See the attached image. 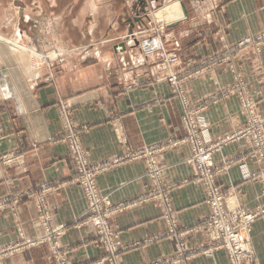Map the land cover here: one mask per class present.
Masks as SVG:
<instances>
[{
    "label": "crops",
    "instance_id": "crops-1",
    "mask_svg": "<svg viewBox=\"0 0 264 264\" xmlns=\"http://www.w3.org/2000/svg\"><path fill=\"white\" fill-rule=\"evenodd\" d=\"M25 2L32 4L28 14ZM171 2L175 3L167 10L175 11V20L168 26L183 45L182 64L175 69L183 71L188 64L199 70L188 86L192 101L206 107L202 114L209 138L218 140L246 124L239 97L226 92L237 74L245 78L247 95L257 102L264 131V46L260 53H254V47L228 50L245 36L262 34L264 0ZM15 3L22 20H33L28 33L32 37L26 42L27 31L18 27L19 39L14 42L20 43L10 47L29 51L47 46L65 55L54 81L45 83V68L33 69L23 58L16 62L2 56L11 50L7 43L0 44V65H5L0 67V155L23 156L20 164L0 160V199L6 200L0 209V242H14L18 228L27 239H42L43 215L50 226H65L66 234L58 248L40 242L18 252L7 264H59L65 251L68 264H158L175 254V237L165 235L172 223L192 250L171 264H230L224 250L209 244L204 229L210 208L203 186L193 181L181 104L162 79L163 69L155 66L156 58L142 54L138 44L128 41V35L142 24L147 1ZM12 66L25 67L29 73L21 70L20 74L18 69L15 73L9 69ZM59 98L70 102L77 122L87 126L83 143L92 161L111 162L130 151L155 148L151 159L165 171L159 185L152 186L151 160L145 154L144 158H126L98 176V186L109 194L112 205L127 206L109 221L119 238L116 254L110 255L94 229L84 223L86 198L72 180L66 145L56 142L61 130L56 109ZM252 151L240 139L224 146L213 160L222 168L218 181L229 202L255 209L264 204L260 177H243L259 167ZM165 195L169 204L161 202ZM15 198L20 202L13 204ZM252 247L264 264V215L253 226Z\"/></svg>",
    "mask_w": 264,
    "mask_h": 264
},
{
    "label": "rangeland",
    "instance_id": "rangeland-1",
    "mask_svg": "<svg viewBox=\"0 0 264 264\" xmlns=\"http://www.w3.org/2000/svg\"><path fill=\"white\" fill-rule=\"evenodd\" d=\"M5 1H6L5 3L0 2V33H1L0 34V44L7 43L9 45V50H11V51H7V52L4 51L2 56L8 57V58L9 57L13 58L16 62L17 61L21 62L22 61L21 58H23V61L28 62L29 66H31L33 69H35L39 66L45 68L47 73H46V76H44V78H43L44 82L45 83L53 82L55 79V76H56V71L60 65V62L64 58L65 51L49 50L47 46L46 47L42 46L40 49L37 48L35 50L30 49L29 51L28 50L16 51V49L14 50L13 48H11V47H16V45H17V42L15 44L14 41H16L15 39H17L16 38L17 37L16 36V29L18 27L23 28L24 30L27 31L26 32L27 34L25 35L26 36V38H25L26 42L31 40L32 35L28 34V33L32 31L33 20L32 19H30V20H27V19L22 20L21 19V17L19 16V12H18V5L15 3V0H5ZM146 1H147V10L144 11L143 16L141 17L142 24L139 25V27L135 31L131 32L128 35V41L134 42V44H138V46L141 49L142 54H144L148 57L154 56L156 58L155 60L157 62L155 66L163 69V73L161 75L163 77L162 79H164V81H167V83L169 84L170 89L172 91V94L179 100V102L181 104L182 124L184 125V128L186 130V136L184 139H188L187 128L185 126V124H186L185 123V116H192L194 118V121L200 122V120L204 118L202 113L206 108L201 103H198V102L195 103L192 101L191 91H190V88L188 86L189 80L195 74H198L199 70L196 71L194 66L188 67V64H187L183 71H177L175 69V67L182 64V56H181L179 63H177L175 65H167L166 62L164 61V59H165L164 57L158 56L157 54H147L145 52V50H143V42L146 38L158 37L162 34L161 26L164 27V33L163 34H165V36H169V39H171V40L178 39L176 37V35L174 34L173 30H171L168 26V23L170 21L175 20V17H174L175 11L169 13L167 8L171 7L172 4L175 2H171V0H170V2H168L167 0H146ZM22 5L25 7V11L27 12V14L32 11V4L25 2ZM26 16H28V15H26ZM261 33L262 34L259 33L258 35H254V36H245L241 40H239L236 43H234L233 45H231L228 50L240 52L243 49L254 47L253 48L254 53H256V52L260 53L261 49L264 46V30ZM246 38H251L252 42L250 44H247V45L240 47L239 44L243 40H245ZM178 40L180 41V39H178ZM11 41H13L14 44ZM8 42H10L12 44H10ZM28 47H30V46H28ZM117 48H118V51L121 49V47H117ZM169 49H171L170 45H169ZM182 49H183V45H182ZM181 54H182V50H181ZM4 66L0 65V67L2 69H4ZM9 69L13 70L15 73H16L17 69H18V72L20 74H23L21 72V70H24V73H29V71H27V69L25 67L24 68L23 67L15 68L14 66H12ZM164 70H168V72L166 73ZM151 74L155 75L154 72H152ZM172 74L177 75L176 76L177 77V84L173 83L172 80H170V76ZM234 78H235V81L227 86L226 92L234 93L239 97L243 111L245 110L244 106L246 104L245 102L247 101L246 99L251 100L252 102H254L257 105L256 100L253 97L251 98L250 96L247 95L246 89H248V85H247L245 78L240 74H237L236 77L234 75L233 80H234ZM38 79L41 82L42 78L38 77ZM56 109H57V113H58L59 120L61 123V130H60L58 136L56 137V142L57 143H63L66 145L67 151H68V156H69V158L72 162V165H73L72 180L76 184H78V186L82 189L84 196L86 198V201H87V209L85 212L84 223L91 226L94 229L95 234L98 237V242L111 255L110 249L100 241L101 237L103 239H105V235L102 233L101 229L95 224L96 219H98L99 217L105 218L107 220L109 230L114 233V230L111 227L110 222H109L110 217L114 214H117V212L123 210L124 207H127V206L125 204H120L119 206H117L115 208L112 205L109 194L101 192V190L98 186V176L100 174H102L103 172H105L111 166L120 163L122 160H124L126 158H129V159L130 158H132V159L144 158L142 155L150 153L149 160H148V161H150V160H152L151 159L152 156L153 157L155 156L154 152L156 151V149L155 148H146V149L142 150L141 152L140 151H137V152L130 151L125 156H121V158L118 157V158L112 160L111 162L96 163V162L92 161L91 154L83 143V136H84L85 132L87 131V126L77 122V120L75 119V116H74V110H73L72 104L63 98H59L57 103H56ZM203 122H204V120H203ZM205 127H206V124L203 127L201 125H199L198 132H201L202 130L205 131ZM200 129H202V130L200 131ZM208 131H209V129H208ZM227 135H229V134H226L225 136H227ZM238 140H240V139H234L231 142H229L228 144L234 143ZM241 140H243L244 144L246 146H248V148H251V145L247 142V141H249L248 139L242 138ZM228 144H226V145H228ZM190 148H191V146H190ZM190 150L192 152V154H191V156H192L193 150L192 149H190ZM217 152H219V151H217ZM217 152H215L213 154V158ZM254 152L255 151H252L254 156H256V158H257V162L259 165L258 168H260V160H259L257 154ZM22 157H23L22 155L16 156L14 153H10V154L0 155V160L8 162L9 164L10 163L11 164L12 163L20 164L19 158H22ZM188 163L189 164L191 163L190 159H189ZM156 164L158 167L163 168L160 164H158V163H156ZM190 165L193 166L192 163ZM217 169H218L217 170L218 172L216 174V181L219 184L218 175L222 171V168L219 167ZM256 170H254L252 173H248V174H247V172H245L243 175L244 179H257L255 177V171ZM164 172L165 171L163 170L162 173H164ZM162 173L157 177L154 174H152V169L150 168V173L148 174V176L151 178L152 186L154 185L155 187H157L159 185L160 180H161L159 177L162 175ZM259 179H260L259 182L261 181V186H262L261 196L262 195L264 196V186L262 184V183H264V181L262 182L261 178H259ZM193 181L196 184H200L198 178L195 176L194 168H193ZM93 183H94L93 188H95L98 195L100 194L99 198L102 199L98 204H95L93 198L87 192V189H88L87 185L92 186ZM149 199H150V197H149ZM107 200H108V202H106ZM19 202H20V199H18V198H15L13 200V204H17ZM161 202L163 204H169L168 196L167 195L163 196V199ZM205 202H206V196H205ZM5 204H6V200L0 199V209H2L5 206ZM206 204H207V202H206ZM242 207L247 208V209H251V208H248L246 206H242ZM251 210L257 211L259 213L257 218L251 223V233L249 234V241L251 243V248L253 250L254 260L258 264H260L258 259H257L256 253L254 252V249L252 247V232H253V226H254L255 222L262 215H264V204L258 206L255 209H251ZM42 219H43L42 224L44 227V232L42 233V239L40 238V240H38V241H36V240L39 238L27 239L25 237V234H24L22 228H18L17 229V239L14 242H11L9 244L0 242V264H7V261L10 258H12L13 256H15L20 251H23L25 249H28L29 247L38 245V243H40V242H48L49 234L52 237H54V238H52V243H50V244H52L53 248H58V246L55 247L56 240L58 239V243H59V240H61L63 238V236L66 234L65 226H57L59 228L60 227L63 228V230H60L59 228L57 229L55 226L49 225V219L46 215H43ZM177 228H178V226L176 224L172 223L171 226H168V228L165 232L166 236L175 237V239H176L175 240V248H176L175 254L173 256H171L170 258L164 260L162 263H158V264L175 263L178 259L183 258V257H187L186 255L188 253H190V251L192 250V247L185 240L184 234H179L176 232ZM204 229L209 236V240H210L209 244L212 246V248L215 250H224L227 254L228 259H229V263L231 264V260H230V257H229L227 250L224 247H222L221 245H219L217 247L215 244H213V242L211 240L212 237L210 235V232L206 228V223H204ZM118 240H119V238L116 236L114 243H115V246L117 245V252L119 251ZM28 241H32V242H28ZM66 253H67V251L64 252L63 258L59 259V264H68L66 262V260L64 259V255ZM116 253H114V254H116ZM55 254H56V256L58 255L57 251H55ZM59 258H61V257H59Z\"/></svg>",
    "mask_w": 264,
    "mask_h": 264
},
{
    "label": "built area",
    "instance_id": "built-area-1",
    "mask_svg": "<svg viewBox=\"0 0 264 264\" xmlns=\"http://www.w3.org/2000/svg\"><path fill=\"white\" fill-rule=\"evenodd\" d=\"M162 34L158 37H148L143 42V50L147 54H157L164 57L167 65H175L180 62L182 44L178 39L171 40L169 36H165L164 27L161 26ZM251 38H246L239 45L240 47L250 44ZM169 45L171 49H169ZM177 75L172 74L170 80L177 84ZM245 102L246 124L232 134L212 141L209 138L208 129L205 131L200 129L199 125L205 126L203 119L200 122L194 121L192 116H185V126L187 128L188 139L184 142L188 143L193 150V155L190 162L193 165L195 176L205 190L206 202L210 208V213L206 218V228L209 230L212 237V242L217 247H224L230 257L231 264H258L254 260L253 250L249 241L251 233V223L257 218L258 212L244 208L240 205H234L228 200L227 191L222 188L216 181L218 166L215 165L213 154L220 151L226 144L234 139H248L247 141L254 153L257 154L260 160V170L255 172V177H260L264 181V131L263 121L256 111V104L249 99ZM190 122V123H189ZM150 155V153L148 154ZM152 174L159 176L163 172V168L157 166L156 161L151 160ZM248 174V173H247ZM88 194L93 198L95 204H98L100 199L95 190L94 183L87 185ZM264 186V183H263ZM98 195V196H97ZM108 202V200L106 201ZM105 235V239L101 237V242L105 244L112 254L117 252L115 239L118 235L109 230L107 220L99 217L95 223ZM57 229L59 227H56ZM63 230L62 227L59 228ZM52 237L49 234V243H52ZM56 239V238H55ZM40 239H37L38 241ZM32 242V241H28ZM58 246V239L55 247ZM62 259V258H59Z\"/></svg>",
    "mask_w": 264,
    "mask_h": 264
},
{
    "label": "bare ground",
    "instance_id": "bare-ground-1",
    "mask_svg": "<svg viewBox=\"0 0 264 264\" xmlns=\"http://www.w3.org/2000/svg\"><path fill=\"white\" fill-rule=\"evenodd\" d=\"M17 38V37H16ZM17 39H19V38H17ZM17 39H15V40H17ZM20 41V40H19ZM20 43V42H19ZM18 42H17V44H19Z\"/></svg>",
    "mask_w": 264,
    "mask_h": 264
}]
</instances>
